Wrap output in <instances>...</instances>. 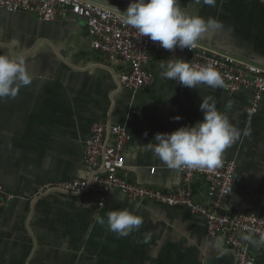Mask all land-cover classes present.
<instances>
[{"label":"crops","instance_id":"crops-1","mask_svg":"<svg viewBox=\"0 0 264 264\" xmlns=\"http://www.w3.org/2000/svg\"><path fill=\"white\" fill-rule=\"evenodd\" d=\"M102 1L125 9L130 3ZM179 5L190 14L223 23L222 29L210 30L199 42L264 67V0H217L215 7L202 0H179ZM14 40L25 52L33 80L15 99H0V184L12 195L0 217V264H236L225 243L223 256L211 247L221 235L209 236L205 219L186 208L137 201L118 190L104 195L63 191L38 195L36 190L49 180L89 176L84 141L98 122L128 128L132 139L122 169L127 178L175 190L182 183L181 170L168 169L147 144L157 132L202 119L199 105L211 98L241 132L222 156L237 163L235 181L222 206L264 216V95L250 115L251 90L188 88L163 79L160 60L179 57L190 63V58L157 51L150 53L147 63L154 81L138 89L125 88L120 75L129 69L128 63L122 59L105 63L91 47L86 21L70 13L46 21L32 12L0 8V53L19 50ZM229 101L232 107L226 108ZM195 190L204 196L205 183L198 180ZM121 208L142 216L144 222L138 231L118 238L97 217L106 218L109 210ZM250 247L255 264H264V238H252Z\"/></svg>","mask_w":264,"mask_h":264},{"label":"built area","instance_id":"built-area-1","mask_svg":"<svg viewBox=\"0 0 264 264\" xmlns=\"http://www.w3.org/2000/svg\"><path fill=\"white\" fill-rule=\"evenodd\" d=\"M0 8L9 11L32 12L41 20H55L62 14L82 17L87 24L94 51L103 55L105 63L122 59L129 69L120 75V83L128 89H138L151 84L155 74L147 68L152 51L168 56L188 55L194 66L213 65L224 79L228 93L251 90L253 95L249 113L254 114L264 95V67L240 59L229 53L210 49L201 42L193 51L176 48L165 50L158 42H152L132 27L122 24L114 14L116 8L102 0H0ZM123 14V13H121ZM132 136L125 125L109 122L92 124L84 141V161L89 176L67 180H49L37 187L36 194L63 191L70 193L106 194L118 190L137 200L186 208L205 219L209 236L221 235L224 243L234 253L236 264H255L250 240L264 238V216L246 210H224L222 202L228 195L236 177L234 158H223L221 166L213 170L183 168L182 183L175 190H163L131 181L123 173L125 151ZM152 171L155 168H151ZM206 185L204 196L198 195L195 183ZM11 193L0 184V217ZM103 203V200L100 204ZM245 236L251 239H244Z\"/></svg>","mask_w":264,"mask_h":264},{"label":"clouds","instance_id":"clouds-1","mask_svg":"<svg viewBox=\"0 0 264 264\" xmlns=\"http://www.w3.org/2000/svg\"><path fill=\"white\" fill-rule=\"evenodd\" d=\"M202 2L215 7L217 0ZM114 14L122 24L134 28L140 37L146 36L169 51L176 48L193 51L199 47V41L210 30L223 28V23L213 17L205 18L188 13L180 7L179 0H130L125 10L116 8ZM12 44L19 50L0 53V99H15L20 88L30 85L33 80L27 70L26 55L19 41L14 40ZM158 68L163 79L172 80L183 87H224L221 73L211 64L194 66L188 60L177 57L174 60L169 58L166 62L165 59L160 60ZM210 100L211 98L202 99L199 105L202 119L171 132H157L147 144L153 155L168 169L218 168L221 166L225 150L240 138V130L230 123L224 112L217 109L216 102ZM231 107L232 102L229 101L226 108ZM175 119L180 120L181 117L177 115ZM80 174L86 175L84 171ZM97 221L102 226L106 225L118 238L138 231L144 222L142 216L128 208L109 210L106 218L98 216ZM244 239L251 237L245 236ZM211 247L216 250L218 256L225 254L222 236L216 237Z\"/></svg>","mask_w":264,"mask_h":264}]
</instances>
